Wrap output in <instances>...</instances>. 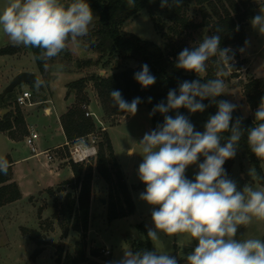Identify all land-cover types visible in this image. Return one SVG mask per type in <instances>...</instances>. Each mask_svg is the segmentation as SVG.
<instances>
[{"label":"clouds","instance_id":"1","mask_svg":"<svg viewBox=\"0 0 264 264\" xmlns=\"http://www.w3.org/2000/svg\"><path fill=\"white\" fill-rule=\"evenodd\" d=\"M172 2L179 6L182 0ZM125 3L129 8L136 6V0H125ZM168 4L169 0H161L162 8ZM93 21L94 14L87 0H71L67 4L61 0H8L0 10V28L11 43L40 49L34 59L44 61L45 66L69 42L75 44L90 37ZM251 25L264 35V12L254 16ZM220 31L217 28V34L205 36L192 49L184 48L175 64L178 69L202 77L208 61L217 57L216 78L205 82L183 81L179 84V94L176 89H170L167 103L161 101L149 114H163V123L146 132L136 143L142 157L138 177L146 185L140 199L158 206L152 209L154 228L148 229L147 237L159 241L161 233L167 237L188 234L198 243L187 255V264H264V241L235 239L238 226L250 224L253 218L264 221V189L245 185L243 190H238L223 167L226 160L235 157L244 132L239 118L232 123L237 106L227 100H215L227 87L221 78L225 74L222 65L231 68L233 59L230 48L220 47ZM134 79L142 88L156 82L147 64L134 73ZM109 95L120 112L133 116L137 113L140 97L128 102L119 90H111ZM208 98H212L218 111L209 117L203 132L196 131L191 121L178 112L175 117L167 115L170 110L181 107L191 113L203 112L206 105L202 101ZM254 115L256 123L247 130V143L257 159L264 160V97ZM223 132H230V136L221 144ZM200 156L204 160L198 163L194 180L187 178L186 169L197 164ZM9 167V161L0 157V173L6 175ZM249 175L255 178L256 170L249 169ZM115 264H178V261L166 252L127 249Z\"/></svg>","mask_w":264,"mask_h":264},{"label":"rangeland","instance_id":"2","mask_svg":"<svg viewBox=\"0 0 264 264\" xmlns=\"http://www.w3.org/2000/svg\"><path fill=\"white\" fill-rule=\"evenodd\" d=\"M228 1L229 0L216 1L218 9L222 8V4L224 7H229ZM251 1L256 8L254 15L247 21V26L245 28L246 42L239 50L241 69L235 74L232 69L229 68L227 71L224 70L225 74L221 76L227 85L224 95L231 103L237 106L236 109L244 117H251L253 112L247 103L240 81L246 82L253 77L264 78V35L260 34L251 25L252 18L264 12V0ZM7 2L8 0H0V10L3 9ZM61 2L70 3L71 0H61ZM204 7L207 9L208 13H211L212 17L211 7L206 4ZM186 11L189 18L195 23L210 20V17L204 18L195 0H190L188 2ZM92 27L93 24L90 28ZM123 29L136 34L142 39L155 42L160 46H164V44L167 43L160 32L154 28L153 22L145 9L137 16L131 18L130 21H126L123 25ZM212 33L210 25H203L196 30H187L185 34L176 37L174 41L182 43L183 46L198 45L205 36H210ZM7 46L18 47L20 51L14 55H0V79L3 78L4 80L5 77L7 79L11 74L16 75L18 70H24L33 72L37 75L39 74V78L43 84L44 90L31 84H22L18 86L14 90L11 101L8 102V107L3 108L8 109V111L9 109L15 111L17 105L15 103V96L21 91H30L32 93V103L39 102V104L18 106L20 107L23 118L27 113L28 120L31 124L43 121L44 108L50 105L46 103L47 101L56 107L52 117L55 120L59 113L58 110L65 107L66 111L70 106L77 104L78 98L76 90L72 87V83L80 78L88 79L83 90V94L86 97V101L83 105H86L89 111L96 113L100 122L94 121L95 130L91 133V137L88 135L84 138L85 144H93L96 146V150H98V142L103 139V133H108L114 145L116 159L124 173L135 204V211L128 217L109 221L107 219L109 198L108 186L104 191H100L97 187L99 196L105 199L106 203L103 204L100 200L95 199V206L92 210L93 218L91 231L89 234V226L86 243H88V238L90 239L89 243L94 242L97 238V242H99L100 245L106 244L109 246L112 251V260L110 262L111 264H115L116 261L123 258L125 250L131 249L128 235L134 232L136 224L143 222L147 231L149 228H154L151 212L153 207L158 206L149 205L140 199V193L145 190L146 185L142 183L138 177L137 170L139 164L142 163V157L139 155L140 149L136 144L142 139L146 132L152 130V115L150 116L149 114L151 111L144 107L139 108L134 116L128 113L117 116L104 114L94 88L93 80L89 79L95 75L108 76L117 71L134 67L137 63L132 60H122L116 55L114 57L106 55L100 58L98 53L88 48L87 38H84V40L75 44L69 42L64 51L52 60L47 61L45 72L41 73L37 68L31 49L23 45L14 46L8 36L3 32L2 28H0V48ZM87 60H91L92 62L87 63ZM235 62L236 60H233V63ZM105 63L108 64L104 65ZM15 75H13V77ZM7 85H3L4 88L0 90V94L3 93ZM166 103L167 99H165V104ZM3 109L0 107V111ZM177 112L186 116L196 129L199 128L202 131H204V125L211 116L207 107L203 112L196 113H191L188 109L181 107L178 110H170L167 115L175 117ZM6 113H4V115ZM1 118H3L2 115ZM28 130L26 121L24 120V125H16L13 129V133L17 136L16 139L0 131V157L15 159L30 155L28 146L25 144V141L22 140L25 138L26 131ZM93 139L95 140L94 143H92ZM43 140L46 146H52L53 144L62 143L64 137L57 132L48 131L45 133ZM52 152L55 157L54 161L61 166L69 163L71 160L68 146L53 149ZM129 152L134 154L129 155ZM96 156L97 153L83 163L94 162ZM232 159L233 165L228 174V178L236 182L238 190H243L245 185H250L258 190L264 189V183L259 181L258 176L254 178L249 175V169L254 168V166L249 164L247 156L236 153L235 157ZM198 163H201L200 158L197 164L190 165L186 169L185 174L187 178L194 180L198 172ZM32 164H34V160H29V162H26L23 166H33ZM260 166L264 174V160H260ZM25 171L26 174L30 176L31 180L36 181L38 179L37 171H34V169L26 168ZM69 173L70 169L67 167L64 168L59 179L65 180L70 176ZM13 178L12 175V181ZM64 182L65 181L58 183L54 187L53 185L48 187L44 195H31L30 199L29 196H26L20 201L18 206L0 209V264H58L56 262V248H62L64 252L75 249V243L79 239V235L72 229H69L68 233L63 237L61 226L58 220L53 219V213H51L54 211L55 201L57 199L59 201H64L65 199V194L60 192V189H67L69 192H73L72 184L64 186ZM49 189H52L53 192H49ZM56 192H58L57 195L55 194ZM47 196H49V200ZM35 219H38L39 227L31 228L34 225ZM21 225L30 227L29 229L31 230H37L42 238V244L38 245L27 236H24L21 232ZM54 225L59 229L56 232L54 231ZM249 238L264 241V221L253 218L250 224L238 226L235 239L243 240ZM197 243L198 242L192 240L188 234L183 233L177 234L174 237H167L161 233L159 241H151L154 252H157V254L166 252L176 257L178 264H187L186 257L188 254H191ZM48 245L55 249L47 247ZM37 248L40 253L34 256L33 252ZM102 248L103 247H100L99 249L101 250ZM104 256L110 259L111 253L104 254Z\"/></svg>","mask_w":264,"mask_h":264},{"label":"trees","instance_id":"3","mask_svg":"<svg viewBox=\"0 0 264 264\" xmlns=\"http://www.w3.org/2000/svg\"><path fill=\"white\" fill-rule=\"evenodd\" d=\"M189 1L182 0V3L176 6L172 0H169L168 6L162 8L161 0H136L135 8H129L125 0H87L94 14L93 27L90 28L91 35L87 37L88 48L98 53L100 58L106 55L110 57L116 55L122 60H132L137 63L134 67L117 71L111 75H95L89 79L93 80L104 114L109 116L125 114L113 106L109 95L111 90H119L123 98L128 102L140 97L141 103L138 105V109L144 107L152 111L155 105L161 101L165 102L170 89H176L177 94H179V84L181 82L197 79L205 82L207 79L216 78L218 69L214 61L217 57H213L208 61V69L206 73L201 74L202 77L195 72L175 67L178 54L184 48L192 49L197 46L196 44L183 46L182 43L174 41L176 37L185 34L187 30H196L203 25H210L213 32L212 35H214L217 34L216 29L220 28V47L222 49H231L229 54L233 56L230 61L232 71L236 74L241 69L239 50L246 42L245 28L247 21L254 15L256 8L252 1L229 0V7H224L222 4V8L218 9L216 1L222 0H195L204 18L210 17V20L212 19L211 22L206 20L201 23H195L189 18L186 11ZM205 4L211 7L212 17L211 13H208L204 7ZM144 9L147 10L154 28L166 40L165 42L167 43L164 46L142 39L136 34L123 29V25L127 20L137 16ZM29 48L33 57L39 55L40 49ZM19 51L18 47L7 46L0 48V55H14L19 53ZM233 60H236V62L233 63ZM35 62L39 71L44 73L45 62L36 59ZM86 62L91 63L92 61L87 60ZM107 64L105 63L104 65ZM143 64H147L151 74L156 77L155 84L148 88H142L134 79V73L140 71ZM222 67H224L225 71L229 70L226 66L222 65ZM87 81L88 79L80 78L72 83V87L76 90L78 103L67 108L60 117L61 125L69 144H75L95 130L94 120L85 115V110L82 107L86 101L83 90ZM240 83L253 114L251 117H244L237 109L232 113V123H235L239 118L241 129L244 132L236 153L248 157L249 164L254 166L259 181L264 183L260 160L251 152L247 143V130L255 125L254 114L261 98L264 97V78L253 77L246 82L240 81ZM13 95L14 91L4 97L0 94V107L2 109L8 107V102L11 101ZM149 97L152 98L151 102L148 101ZM215 100L229 101L224 94L216 97ZM202 102L206 105L210 115H214L218 111L216 104L212 102V98L205 99ZM163 121V114L157 112L152 115V130L158 124H162ZM16 125H24V118L18 105H16L15 111L9 109L0 120V131L7 132L11 138L16 139L17 136L13 133ZM195 130L203 132L199 128H195ZM27 134L28 131H26L25 135ZM220 135L222 137L221 144H224L227 142L230 132H223ZM6 159L9 161L10 167L6 175L0 173V207L17 201L22 197L18 184L12 181V161L9 157ZM203 160L204 157L200 156V162H203ZM68 164L72 169L73 177L63 184H72L73 192H68L64 201H59L58 199L55 201L52 217L58 220L63 237L68 233L69 229H72L77 232L79 239L75 243L74 254L64 252L62 248H56V262L58 264H108L110 259L105 257L99 248L87 251L86 238L89 229L90 205L95 173H98L108 186L107 219L109 221L128 217L135 211L134 201L124 173L116 159L108 133H103V139L98 142L97 156L94 162L85 164L70 160ZM232 165L233 159L226 160L223 165L227 177ZM49 192L52 193L53 190L49 189ZM21 232L38 245L42 244V238L37 230L21 227ZM128 237L130 238L129 243L133 252L154 251L151 241L147 237V229L143 222L136 224L134 232L130 233ZM39 253L40 251L37 248L34 250L33 255L37 256Z\"/></svg>","mask_w":264,"mask_h":264},{"label":"crops","instance_id":"4","mask_svg":"<svg viewBox=\"0 0 264 264\" xmlns=\"http://www.w3.org/2000/svg\"><path fill=\"white\" fill-rule=\"evenodd\" d=\"M130 20L131 19L127 20V22ZM21 71H24V70H18V73ZM11 75L7 79H6V77L4 80H3V78L0 79V83H1L0 84V90L4 88L3 85H7L9 83V81L11 80L13 75H15V74H13L12 76ZM38 77H39V74H38ZM46 103L50 104V105H47L44 108L43 121H41L40 123L31 124V122H29V120H28L27 113L24 115V120L26 121V125L29 129L28 132L31 130H34L39 134V139L37 140V145H38L39 149H41V150H43V149H57V148L67 147V146H65L67 143L66 136L64 134V131H63V128L61 125V121H60V116L65 112L66 108L63 107L61 110H58L59 113H58L57 119L55 120L52 117L55 113L56 107H54V105L51 104L49 101H47ZM33 104L37 105V104H39V102L33 103ZM1 119L2 118H1V111H0V120ZM48 131H50V132L54 131V132H57L58 134H62L64 137V141L62 143L53 144L52 146H46V143L44 144L45 141L43 140V138L45 137V133H47ZM5 133H7V132H5ZM22 140L25 141V139H22ZM25 144H26V142H25ZM113 148H114V145H113ZM29 160H34V164H32L33 166H31V165L26 166V167H25V165L23 166V164H25L26 162H29ZM11 161H12L11 167H12L13 177H14L13 181H15L18 184V186L21 190V193H22V198L17 200V201L5 204L4 206L0 207V209L18 206L20 201L23 198H25L26 196H29V199H30L31 195H35V194L36 195H39V194L44 195L46 193L45 190L48 187H50L52 185L54 187L58 183H61L63 181H67L73 177L72 169L68 163L61 166V165H59V163L54 161V162L50 163L49 165H47L44 163L43 158L39 159L37 157H34L31 154V152H30V155H28V156L11 159ZM66 167L70 169V173H69L70 176L67 177L65 180H60L59 177L61 176L64 168H66ZM26 168L27 169L32 168V169H34V171H37L36 173H37L38 179L36 181L31 180L30 176H28L26 174V171H25ZM65 185L68 186L69 184H65ZM97 187L100 189V191H102V190L104 191V189H106V187H107V184L97 173H95L94 179H93L92 197H91V205H90L89 234L91 231V224H92V218H93L92 210H93V207L95 206V199L100 200V198H101L99 196V193L97 192V190H98ZM60 192H63L66 195L69 191L67 189H62V190H60ZM55 194L57 195L58 192H56ZM47 197L49 200V196H47ZM47 212H48V210H47ZM51 213H53V211ZM21 226L27 227L25 225L24 226L21 225ZM37 227H39V223H38V219H35L34 225L31 228H37ZM28 228H30V227H28ZM57 230H59V229H57L56 225H54V231L56 232ZM75 233L77 234V232H75ZM89 241H90V239L88 238L87 251H89L90 249H94V248L98 249L100 247H103L100 250V252L101 253L103 252V255H104L105 249L110 250V253H111L110 261L112 260V251H111V248L109 246H107L106 244L100 245L99 242H97V238L95 239L94 242L89 243ZM67 252L74 254V250H69ZM109 264H111V262H109Z\"/></svg>","mask_w":264,"mask_h":264},{"label":"built area","instance_id":"5","mask_svg":"<svg viewBox=\"0 0 264 264\" xmlns=\"http://www.w3.org/2000/svg\"><path fill=\"white\" fill-rule=\"evenodd\" d=\"M32 93L30 91H21L19 92L15 97V103L19 106H31L33 103L31 101ZM85 110V115L88 117H91L94 121L100 122V119L96 113L93 111H89L88 107L86 105L82 106ZM91 137V134L89 135ZM83 137L80 139V141L76 142L75 144H69V142L66 143V146L70 149V159L74 162L83 163L85 161H88V158L91 156L96 155L97 150L95 145H87L85 144ZM25 142L27 146L29 147V150L31 154L34 157H37L39 159L43 158L44 163L49 165L50 163L54 162L55 157L52 152L53 149H39L37 145V140L39 139V134L31 130L28 132L27 135H25ZM83 140V141H81ZM95 140H92V143H94ZM105 254L110 253L109 250H104Z\"/></svg>","mask_w":264,"mask_h":264},{"label":"water","instance_id":"6","mask_svg":"<svg viewBox=\"0 0 264 264\" xmlns=\"http://www.w3.org/2000/svg\"><path fill=\"white\" fill-rule=\"evenodd\" d=\"M22 84H31V85H36L37 87H39L41 90H44L43 88V84L41 82V79L38 77V75H36L33 72H29V71H21L19 73H17L12 79L11 81L8 83V85L5 87L2 96H6L8 93L13 92L18 86L22 85ZM8 111V109H3L1 111V115L3 117L4 113H6ZM101 203L105 204L106 200L103 198H100ZM47 247L51 248V249H55L52 246L48 245Z\"/></svg>","mask_w":264,"mask_h":264}]
</instances>
